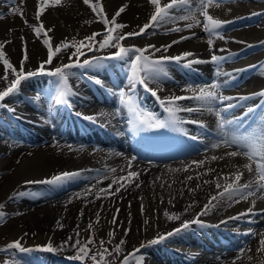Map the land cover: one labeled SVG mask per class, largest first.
I'll list each match as a JSON object with an SVG mask.
<instances>
[{
  "label": "bare ground",
  "instance_id": "6f19581e",
  "mask_svg": "<svg viewBox=\"0 0 264 264\" xmlns=\"http://www.w3.org/2000/svg\"><path fill=\"white\" fill-rule=\"evenodd\" d=\"M36 4L37 0L23 1L22 6L25 9L27 20H30L29 15L33 12ZM67 4L71 5L67 7ZM101 4L109 19L115 15L122 5H128L125 12L117 18L118 23L128 25V27L122 29L123 33L138 31V26L147 23L154 11V6L149 3V0H101ZM60 6L51 5L41 15V20L46 29H53L49 34L54 40L67 35L70 37L74 35L81 36L93 32L95 29L104 28L100 21L90 23L89 26L80 23L78 14L83 10L80 0H71L70 2L61 0ZM2 7L6 8L0 5V8ZM209 11L215 18L230 23L236 19L240 21L242 17L248 18V21L251 20V17L260 15V18L253 26H244L238 30L234 29L228 34L229 36H222L223 38L212 37L214 48L211 50L207 44L209 36L203 32L202 27L188 30L184 27L188 23L186 21H177L172 24L165 23L157 28L149 29L146 34L140 35L141 38L136 41L129 40L121 43L137 47L147 45L159 47L174 40H179L181 36H191L190 39L174 44L166 53H154L153 58L159 57L161 54L176 56L184 52H192L195 54L194 58L203 60H208L212 54L226 57V60L221 63L230 62L241 53L245 54L243 53L245 51H254L255 47H259L264 43V0H236L235 3H220L219 7H211ZM179 14L183 13H177V15ZM94 17L96 18L95 15ZM198 19L201 20L199 15ZM9 27H12L13 31L11 43H6V49L10 56L14 60H18L22 48L24 50L26 46L30 62L37 64V62L42 61L44 58L42 47L30 37L27 27L23 25L22 19L18 16L9 14L0 19V40L7 38ZM176 27L182 28L183 31H168ZM193 33H195L194 36ZM21 37L25 39L23 45ZM115 50L105 53L101 57L108 56ZM263 54L264 51L258 52L236 64L220 65L219 75H216L214 69H209L212 63L195 64L193 66H198L201 71L209 69L207 73H203V76L217 78L221 87H224L230 81L226 77L228 72L239 75L234 70L245 69L257 59H261ZM102 62H109V70L114 69L116 72L114 78L119 76L126 81L125 75L128 73V65L125 62L101 60ZM88 70L89 74H96L103 81V85L110 80V72L105 68L92 67ZM242 72L240 71V75H242ZM89 78L95 77L91 76ZM104 78L106 80H103ZM176 80L180 81V78H176ZM44 82V78L37 83L22 82L21 91L6 99V101L14 102V107L0 108V114L8 118V125L11 124V128L7 130V124L3 122L4 120L1 121L0 117V135H5V130H11L13 134L22 135L24 139H27L26 136L38 142H43L47 137L50 139V141L40 143L37 146H25L24 144L14 146L8 151L7 155L0 159V175L3 171H6L0 177V203L9 199L13 193H18L16 191L22 184L29 185L35 191V187L39 183H26L27 181H39L42 178L51 179L53 176L64 172L80 173L73 180L64 182L59 186L46 184L52 188L48 191L33 193L28 197L29 199L26 201L28 203H25L24 206L27 207L28 222L37 228L36 240L45 241L50 239V236L58 238L62 236L64 227L70 228L68 226H71V222H73L71 220L73 219L68 218L64 211L69 214L74 209L84 208L85 213L90 214L97 208H101L102 202H104L105 208H109L112 204L120 206V213L124 214L125 217L132 218L133 224L131 226L134 227L133 229L136 228L135 232L139 238L141 236H151L154 231H158L159 236L164 235L179 228L183 221L196 218L197 214L201 213L204 206L209 203L211 197L222 191V189H217L216 184L223 185L226 179L230 182L232 174L237 170L243 173L240 183L256 179L254 172L249 173L243 167V165L249 163L247 157L227 156V152L236 150L235 147L221 146L213 148V150H203L202 153L171 162H153L137 158L132 160L133 153L125 150L134 148L130 144L132 128L127 125V116L122 107H119L120 113L116 114L110 106L95 103V100L100 98L109 105H115L118 103L117 96L108 91L107 84L104 87L91 81L90 84H87L76 73L75 76L70 78V84L79 95L70 97L69 105L72 103L75 108L80 105L87 106L83 111L94 118L88 122L89 126L93 127L94 134H88V137L91 140H98L99 143H108L107 141H109L110 144L116 145L124 151L123 154L118 155L116 154L118 150L115 149L117 147H114V151L100 150L93 144L86 147L82 142L77 141V139L88 140V137L83 136L77 126L76 128L74 126L76 131L72 133L60 125L62 120L59 115L63 111L61 103L54 101L52 109L42 115L45 110L39 102L40 98L45 96L52 87V81ZM262 87H264V69L258 70L243 90L248 92ZM193 89L198 90L199 87ZM32 92L37 93L33 95ZM38 94L39 98L37 99ZM158 94L160 97L166 98L178 95L190 96L193 93L167 82L160 88ZM73 98H75L74 101ZM180 103L197 105L195 102L188 100ZM10 109H14V111ZM179 113L188 114V112L183 111ZM192 113H200L196 117L209 124L216 122L213 112L202 110ZM98 124H102L110 131V134H107L102 130L106 139H103L97 132ZM17 125L24 133L20 134L19 130H14V127L18 128ZM50 130L54 133H50ZM134 149L137 153V149ZM5 151V148L0 145V153H5ZM213 157H217V159L214 160ZM201 161L202 164L198 163ZM129 162H131L130 168ZM11 167L12 170L7 171ZM129 170L140 173L139 178H134L131 184L121 188L118 193L115 192V189L121 183H125L120 178L127 177ZM189 176L192 178L188 179ZM137 183L140 184V187H136ZM73 185L75 186L71 187ZM109 185H111V188H109ZM102 188L107 190V194L100 191ZM238 199L239 197L232 200L213 201L212 203L216 204V207L212 208L206 215L199 216L204 224L203 227L193 224L188 230L181 231L178 235L164 240L165 243H170L169 249L157 248L152 253V247H146L149 254L146 255L147 257L144 258L142 264H159L158 262H161V260L167 262H177L179 259L190 261L196 257L197 261L192 264H264V250L258 251L262 248L260 240L264 238V198L256 194L248 200H240L237 203ZM141 206H143V212L140 213ZM249 208L253 209L252 213L240 219H228L245 213ZM3 211L6 212L7 209L4 208ZM166 212L178 215L180 218L169 220L165 215ZM14 220L8 221L10 223L5 226L10 239L16 238L21 231L20 228H15L11 224ZM58 221L63 225V228L59 227ZM146 221L147 223H145ZM221 221L227 222L221 223ZM134 223H137L138 226H133ZM141 226L144 227L143 234ZM216 226L219 228L215 229ZM249 230L255 233V237L252 239H249L251 235L246 234ZM225 247H232V249L226 250ZM50 264H56V262H50Z\"/></svg>",
  "mask_w": 264,
  "mask_h": 264
},
{
  "label": "snow or ice",
  "instance_id": "6c2138e0",
  "mask_svg": "<svg viewBox=\"0 0 264 264\" xmlns=\"http://www.w3.org/2000/svg\"><path fill=\"white\" fill-rule=\"evenodd\" d=\"M14 2V0H13ZM23 2V0H21ZM86 5H89L94 13L100 17V22L104 25V31L94 32L89 36H86L81 41L65 40L61 41L59 45L53 46L51 37L48 36V33L53 31L52 28H45L43 23H39L38 25H30L32 27L37 38H42V43L47 49V59L41 61L36 70L33 71H25L24 62L29 59L27 47L24 48L23 58L20 62V67L17 69L8 58H6V53L3 51L5 43H11V41H3L0 42V63L4 66V76L2 79L7 81L9 70H11L14 75V79L11 81L10 85L7 86L4 90L0 91V108L6 107L4 103L6 98L16 95L19 90L22 82L29 80L31 77H35L37 75H47L50 77L57 78L54 81L55 84V93H54V101L56 103H63L65 105H69V99L72 96L79 95L73 86L70 84V77L76 75L72 70L73 69H88L92 67H102L101 60H117L123 61L128 65V73L126 74V83L127 88H121L118 90L108 91L112 92L113 95H116L121 104L127 105L129 110L134 115L133 124L138 131H149L153 129H165L169 127H178L179 124L184 123L185 121L180 120L177 117V113L179 112H196L207 110L209 112H214L218 121V128L222 133L220 137V142H217L212 145L213 148H219L221 146L224 147H235L236 150L227 152L228 157H237V156H245L247 157L249 163L243 165L245 169L249 173L255 172L256 179L250 180L245 183H240L243 177V173L237 170L232 174L231 181L229 182L227 179L225 183L221 185L220 183L216 184L217 189H222L219 191L217 195L211 197L208 204H206L201 211V213L197 214V217L190 221H183L179 228L174 229L171 232H168L164 235H160L157 238L152 239L148 243L150 245H155L161 243L162 241L174 236L178 235L181 231L188 230L191 225H199L201 227L204 226L203 222L199 219V216L206 215L212 208L216 207V204H213V201H223L224 199L232 200L233 198L239 197L236 201L237 203L240 200H248L250 197H253L260 192L264 194V118L261 119V123H259L255 129L249 130L245 128L246 117L253 112L255 109L249 107L245 113H243L239 117H233L232 119H228L227 115L230 110L238 107V104L234 103H225L233 100V97L225 96L220 93L219 89L221 85L218 82H212L211 84L204 85L196 89H187L192 91V95L184 96H169L166 98H162L159 96V83L164 79H170V73L165 65L170 63H175L184 68H191L195 64H206V63H214L217 65L216 75L220 74V64L222 61L226 60V57L218 56L215 54L210 55L208 60L194 58L195 54L192 52H184L180 55L176 56H168L161 54L159 57L153 58L154 53H166L174 44H178L183 40L192 38L191 36H181L179 40H174L169 44L161 45L157 47L156 45H147L144 47H125L121 42L125 41L129 37L140 36L147 33L149 29H154L159 26H162L168 22H177V21H186L188 23L185 24V28L191 30L196 27H202L203 32L207 33L209 39L207 40V44L209 45V49L214 48V40L212 37L223 38L219 29H221L224 24L228 23L227 21H222L218 18H215L210 14L209 9L211 7H219L222 0H149V3L154 6V11L152 12L149 21L145 23L143 26H138V31L126 32L123 34H119V30H122L128 25L123 23H118L117 18L121 15V13L125 12L128 5H122L119 10L115 13L111 19H109L104 12L103 5L101 4V0H95L93 3L92 0H83ZM61 4V0H37V12L36 19L40 20L41 15L48 8L49 5L57 6ZM13 12L18 11V9H13ZM177 13H183L177 15ZM21 18L23 19V12L20 11ZM198 15L203 19H198ZM4 16L0 14V19H3ZM25 24H27V20H24ZM11 32L12 29H9ZM169 32H181L182 28L176 27L168 30ZM195 33H193V36ZM98 36H102L101 40H97ZM23 40V37H21ZM98 49L103 50L107 48H114L116 51L111 53L105 57H93L92 59H84L83 62L80 61L79 57L85 55L84 49L87 51H94ZM69 49H74L72 55L68 57L67 63H62L55 68H46V65H52L54 59H57L59 55L63 53H67ZM223 51V50H221ZM73 56L76 57L73 60ZM256 67V66H250ZM264 67V66H261ZM246 69H237L234 72L245 71ZM83 75V73H81ZM90 81L98 86L103 85V81L99 78H88ZM156 82L157 87L153 88L150 85ZM137 86L142 87L145 91L150 92V94L157 99L158 103L163 107L164 111L168 114V119H159L155 116V114L145 110L137 103V99L135 98V90ZM252 95H258L264 97V90L259 93H254ZM39 98V94L37 95V99ZM250 97H237V100H247ZM193 101L198 107L191 106H182L180 104L181 101ZM218 104H223L224 107L218 108L215 107ZM14 111V109H10ZM77 115L83 116L81 113H77ZM86 120H93L94 118L91 116H83ZM188 123L199 124L201 127H206L203 122L200 121H187ZM132 160H135L136 157H132ZM213 159H217V157H213ZM202 164L203 162H198ZM131 167V162H129V168ZM114 171V170H113ZM80 173L78 172H64L59 175L53 176L51 179L42 180V181H27L26 183H44L53 186L62 185L64 182L73 180ZM140 173L136 171L129 170L127 172V177H121V180H124L125 183H121L116 189L115 192H119L121 188H125L128 184H131L135 179L139 178ZM192 177H188L191 179ZM255 185V191L253 186ZM136 187H140V184L137 183ZM111 188V185H109ZM101 192H105L107 194L106 189H100ZM115 194V193H112ZM24 192L13 193L9 199H14L16 196H24ZM79 195V194H77ZM130 206V205H129ZM5 205L0 203V221H3L6 217V213L3 211ZM253 209L249 208L245 213H241L235 217H229L228 219H240L243 216L252 213ZM141 212H143V206H141ZM119 213V209L116 210V214L113 215L112 224L117 223V215ZM83 215V211L80 213ZM99 217V213L96 214ZM165 215L169 220L179 219L180 217L175 214ZM98 222V221H97ZM227 221H221V223H226ZM147 223V221L145 222ZM57 224L59 227L63 228V225L58 221ZM91 228V225H89ZM125 235L128 234V230H125ZM247 235H255L251 230H249ZM27 235V233H25ZM79 236V232L76 233ZM114 235L113 232H109L108 236L112 237ZM69 241L72 240V237L68 238ZM67 243V241L65 242ZM93 243V238L90 236L87 242H82L79 239H76L72 247L77 248L78 251L75 255L70 256L69 259L80 261L83 264V261L89 257L90 249L88 245ZM124 241L121 240L120 244H123ZM103 244V241H101ZM261 249L258 251L264 250V238L260 240ZM145 247L144 244H141L140 248ZM140 248H136L133 252L128 253V255L124 256L121 264H142L144 259L143 256L139 255ZM11 250H17L19 252H29L33 249L22 246L21 240L17 239L12 242H9L4 248H0V252H9ZM39 250L45 252H55V249L51 243H48L45 246L39 247ZM107 252V249L104 250ZM115 251L119 253L121 248L119 245L115 248ZM243 251V250H241ZM104 256L103 253L100 254V261H103ZM91 260L94 264H100L97 260V255H91ZM5 264H8L5 261ZM14 264H19L18 261L14 262Z\"/></svg>",
  "mask_w": 264,
  "mask_h": 264
},
{
  "label": "rangeland",
  "instance_id": "374dc122",
  "mask_svg": "<svg viewBox=\"0 0 264 264\" xmlns=\"http://www.w3.org/2000/svg\"><path fill=\"white\" fill-rule=\"evenodd\" d=\"M25 1V0H23ZM68 2H70L71 0H66ZM81 1V5L83 6V10L80 11V13L78 14L79 16V21L82 25L85 26H89L90 23H98L100 21V17L97 16L96 13H94L91 9V7L89 5H86L83 0ZM92 2L94 3L95 0H92ZM23 2H21V0H0V5L2 6H8V8L5 10H0V14H2L3 16L5 15H15L18 16L19 18H21L20 15V11L23 12V19H22V23L24 26L27 27L28 33L30 35V37L34 40H36L39 45L42 47V50L44 52V58L42 61L47 59V49L46 47L43 45L42 43V38H37L32 27H30V25H38L39 23H43L40 17V20L37 21L36 19V12H37V4L33 9V12L30 13L29 17L30 20L26 19V13H25V9L22 6ZM61 5V4H60ZM59 5V6H60ZM69 4H67L68 7ZM71 5V4H70ZM69 5V6H70ZM51 6V5H49ZM48 6V7H49ZM62 7V6H60ZM13 9H18V11L13 12ZM75 15V14H74ZM94 15L96 16V18L94 17ZM27 20V24H25L24 20ZM95 19V20H94ZM84 24H83V23ZM173 22H168L166 24H172ZM44 24V23H43ZM45 26V25H44ZM46 28V27H45ZM9 29H12V27L8 28L7 31V38L6 39H2L0 40V42L3 41H11L12 35H13V31H9ZM103 29H95L93 30V32H90L88 34L85 35H77V36H64L63 38H59L54 40L51 35L48 33V36L51 37L52 39V43L53 46L55 47L56 45H59L61 41L65 40L66 38L68 39V41H81L83 40L86 36L91 35L94 32H103ZM119 34H123L122 30H119ZM103 37L102 36H98L96 39L97 40H101ZM138 38H141L139 36H133V37H129L127 38L125 41H122V43L129 41V40H137ZM25 42V39H23ZM23 40H21L22 45ZM125 47H131L130 44L126 45L123 44ZM114 48H107V49H103L100 50L97 49L94 51H87L86 49H84L85 51V55L80 56L79 59L81 62H83L84 59H92L93 57H101V55L105 54V53H109L111 51H113ZM3 51L6 53V58H8L10 60V62L17 68L19 69L20 67V62L23 58V48L21 51V55L19 57L18 60H14L9 52L6 49V43L5 46L3 48ZM74 51V49H69V51L67 53H61L59 55V57L57 59H54L53 64L52 65H46V68H55L56 66H59L62 63H67L68 62V57L70 55H72V52ZM116 51V50H115ZM65 60H63V59ZM76 57L73 56V60H75ZM41 61L37 62V64H33L32 62H30V60H26L24 62V69L25 71H33L36 70L38 65L40 64ZM103 65V64H102ZM105 66V65H104ZM103 66V67H104ZM169 65H165V67L168 69ZM106 68V66L104 67ZM171 70V68H169ZM168 69V71H169ZM107 70V68H106ZM74 73L78 72V75L83 73V76L81 78L85 79L88 81V78H86V76L88 75L93 76L95 78H98V76L96 74H89L88 69H73L72 70ZM174 71V70H172ZM172 71H169L170 75ZM86 75V76H84ZM4 76V66L2 63H0V91L4 90L7 86L10 85L11 81L15 78L14 75L12 74L11 70H9L8 73V79L7 81H5L4 79H2V77ZM75 76V75H74ZM87 76V77H88ZM72 77V76H71ZM70 77V78H71ZM85 77V78H84ZM42 78H44L45 82L47 83V81H52L51 82V89H49V91L46 93L45 96L40 98V103L43 106V109L45 110L44 113H42V115L46 114V112L50 111L52 109V105L54 103V93H55V84L54 81H56L57 78L54 77H50L47 75H37L35 77H31L29 80L25 81V82H32V83H37L38 81L40 82L42 80ZM184 81H186L184 79ZM183 81V82H184ZM44 82V83H45ZM167 82H170L171 84L177 85L179 87H183V82L181 84H175L176 82H171L168 81L166 79L162 80L159 83V89L162 88L164 86V84H167ZM195 83V81H192ZM152 87L156 88L157 87V83L153 82L151 84ZM115 90L117 89H121V88H125L126 86L124 84H118L117 86L112 87ZM21 89V88H20ZM21 91V90H19ZM37 92H32L33 95H36ZM7 99V98H6ZM75 99V98H74ZM73 99V101H74ZM140 101L137 100V103H139ZM6 106L8 108L14 107V102L7 100L5 102ZM103 106H110L108 104H105ZM127 106V105H126ZM115 107V106H114ZM87 106L86 105H80L77 108H75L74 105H70V108L68 109V112H72V113H81L84 114L85 111H83L84 109H86ZM117 108V107H115ZM128 108V106H127ZM115 112V110H114ZM75 113L73 114V116L75 117ZM1 117V121L4 120L3 122H5V124L8 123L7 121V117H4L0 114ZM34 117V116H33ZM11 124H7V130L8 128L10 129ZM18 126V125H17ZM14 130H19V133H24L21 132L20 127H14ZM5 135H0V145L3 146L5 148V153H0V159L4 156L7 155L8 151L11 150V148H13L14 146H18L20 144H24L25 146H37L40 143L43 142H47L50 141L49 138H46L43 142H38L35 141L33 139H30L29 136H26L27 139H24V137L18 136L17 133H12L11 130L10 131H6L5 130ZM50 133H54L53 131H49ZM36 133V132H35ZM30 141H29V140ZM103 147L108 148H112V145H104ZM12 170V167L10 169H7V171ZM6 171H3V173H5ZM0 175V177L2 176V174ZM48 178H42L39 181L42 180H47ZM1 184V183H0ZM75 185L71 186L74 187ZM36 190H32L30 188L29 185L27 184H22L19 186V188L17 189L16 192L20 193V192H24L25 195L24 196H17L14 199H7L3 202H1L2 204L5 205V209H7L6 213V217L3 221H0V248H4L9 242H12L14 240L20 239L22 246L33 249L32 251H29L30 253L28 255H24L25 252H19L17 250H11L9 252H0V264H5V261L8 262V264H14V262L18 261L19 264H50V262H56V264H81L80 261H75V260H71L69 259L70 256H73L77 253L78 249L72 247V245L74 244L76 239L81 240L82 242H87L88 238L91 236L93 238V243L88 245L90 251L89 257L86 258L83 261V264H94L92 263L93 261L91 260V255H97V260L100 262V264H121L124 256L128 255V253L133 252L134 249L136 248H140L141 244H144L145 247L140 248V253L139 255L143 256L144 258L147 257L146 255L149 254L147 251L146 247H152V253L157 250V248L160 249H169L170 248V243H165L164 241H162L161 243L155 244V245H150L148 242L151 241L154 238H157L159 236V232L158 231H154L153 234L151 236H141L140 238L136 235V228L133 229L132 228V218L129 217H125L124 214L120 213V206H118L116 204H112L111 206H109V208H105L104 206V202L101 203V208H97L95 211L91 212L90 214H88L87 212L85 213V209L84 208H78V209H74V211L72 213H67L66 211H64V214L67 215L68 218L73 219L71 221V226L69 229H67L66 227H64V232L62 234V236H59L58 238H55L54 236H50V239L47 240H36V234H37V228L32 226L29 222H28V215H27V210L24 206L27 199H29L28 197L31 196V194L36 193V192H44V191H48L50 190L52 187H48L46 184L44 183H39L36 187ZM22 206V207H20ZM20 207V208H19ZM105 208V210H104ZM119 209V213L117 215V223L116 224H112V218L113 215L116 214V210ZM81 211H83V215H81ZM139 212L141 213V210L139 209ZM97 213H99V217H97ZM72 216V217H71ZM15 219V220H14ZM13 221V223H11L15 228H20L21 231L19 233V235L14 238V239H10L9 238V232L6 231L5 226H7L10 222L8 221ZM98 221V222H97ZM137 223H134L133 226H138L136 225ZM89 225H91V228H89ZM140 228V226H139ZM128 230V234L125 235V230ZM79 232V236L76 235V233ZM109 232H113L114 235L112 237L108 236ZM141 232L142 234L144 233V227L141 226ZM25 233H27V235H25ZM134 234V235H132ZM72 237V240L69 241L68 238ZM123 240L124 243L120 244V241ZM67 241V243H65ZM101 241H103V244H101ZM48 243H51L52 246L57 249L55 252H45V251H41L39 250V247L41 246H45ZM117 245L120 246L121 251L119 253H117L115 251V248L117 247ZM156 248H154V247ZM107 249V252H105L104 250ZM150 252V251H149ZM23 253V254H22ZM103 253L104 259L103 261H100V254ZM151 254V252H150ZM144 261V259H143ZM142 261V262H143ZM197 261V259H196ZM159 264H192V263H178V262H167L165 260H161V262H158ZM134 264V262H133Z\"/></svg>",
  "mask_w": 264,
  "mask_h": 264
}]
</instances>
